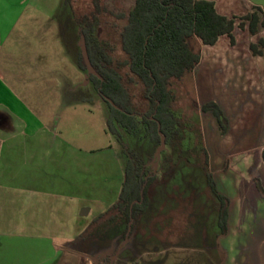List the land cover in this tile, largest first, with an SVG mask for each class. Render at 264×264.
<instances>
[{
	"label": "rangeland",
	"instance_id": "1",
	"mask_svg": "<svg viewBox=\"0 0 264 264\" xmlns=\"http://www.w3.org/2000/svg\"><path fill=\"white\" fill-rule=\"evenodd\" d=\"M134 1L72 0L70 5L64 0H32L28 9L33 8L32 15L0 47V67L6 69V81L33 110L45 114L55 131L84 148L111 145L122 166L127 161V150L134 149L146 170L156 174L146 211L129 230V222L119 213L109 221L115 211L97 221L98 209L93 207L89 215L82 217L85 224L78 237L69 241L34 234H4L0 236V264H253L258 261L249 246L254 240L246 238L247 231L243 230L239 237L244 245L237 244L229 251L224 244L219 226V200L207 183L204 149L208 150L212 172L220 166L234 171L260 165L257 152L252 151L262 144L242 142L243 131L239 127L231 126L222 134L214 117L201 110L203 96L197 94L196 68L183 80L173 82L174 108L183 122L182 138L173 139L158 155L161 143L158 146L148 138L125 132L120 141L106 130L109 107L90 81V72L79 66L82 35L74 15L82 18L96 13V42L109 43L115 49L110 53L123 59L121 30ZM190 44L196 51L203 47L198 37H192ZM131 90L138 100L139 89L131 87ZM231 227L236 229V222H231ZM231 241L237 243L238 239Z\"/></svg>",
	"mask_w": 264,
	"mask_h": 264
},
{
	"label": "crops",
	"instance_id": "2",
	"mask_svg": "<svg viewBox=\"0 0 264 264\" xmlns=\"http://www.w3.org/2000/svg\"><path fill=\"white\" fill-rule=\"evenodd\" d=\"M31 1L0 0V47L32 15ZM212 1L223 15L241 16L256 10L260 16L254 34L249 24L237 26L234 43L222 35L214 45L203 44L195 77L202 104L216 101L228 119V130L239 127L242 142L262 144L252 151L257 152L260 165L234 171L220 166L213 175L217 189L229 200L228 230L221 234L227 250L243 244L239 237L247 231L246 238L254 240L249 246L258 258L251 262L264 264V53L251 49L252 43L264 39V0ZM5 70L0 67V236L23 233L75 239L85 224L82 217L93 207L98 209V218L117 201L124 166L111 145L84 148L55 131L45 114L33 110L6 81ZM207 113L219 127L212 111ZM85 207L87 215L82 214ZM231 222H236V229L231 230Z\"/></svg>",
	"mask_w": 264,
	"mask_h": 264
},
{
	"label": "trees",
	"instance_id": "3",
	"mask_svg": "<svg viewBox=\"0 0 264 264\" xmlns=\"http://www.w3.org/2000/svg\"><path fill=\"white\" fill-rule=\"evenodd\" d=\"M64 2L71 5L72 0ZM74 17L85 37L92 65L100 75L90 73L89 79L109 107L107 132L120 141L125 132L148 138L158 146L161 135L166 137V145L182 135L183 122L174 108L176 94L172 86L174 81L193 73L201 61L202 55L192 48L190 39L198 37L204 45H214L222 35H228L234 43L237 26L244 28L249 24V31L254 34L260 22L256 10L241 16L220 14L212 0H135L121 30L125 58L118 59L110 53L115 49L109 43L95 40L96 13ZM261 24L264 26V17ZM251 49L255 54L264 53V39L252 43ZM79 66L88 70L82 52ZM131 87L139 89L138 100ZM201 110L212 111L222 134L228 131V119L216 101L203 103ZM204 150L207 183L219 200V226L223 235L228 230L229 200L218 191L208 150ZM145 167L139 154L129 148L118 199L97 221L115 211L109 221L119 213L127 224L131 217L132 226L136 224L148 207L149 190L156 180V174L149 173Z\"/></svg>",
	"mask_w": 264,
	"mask_h": 264
},
{
	"label": "water",
	"instance_id": "4",
	"mask_svg": "<svg viewBox=\"0 0 264 264\" xmlns=\"http://www.w3.org/2000/svg\"><path fill=\"white\" fill-rule=\"evenodd\" d=\"M81 52H82V55L84 57V60L86 62V65H87V68H88V71L94 75H97L100 77L99 73L96 71V69L93 67L92 65V62L90 60V57H89V54H88V50H87V44H86V40H85V37L82 36V39H81ZM109 101L111 103H113L112 100L109 99ZM159 129L161 128V125L159 124ZM162 136V139H161V146L158 148L157 152H156V155H158L161 150H163V148L165 147L166 143V137L164 135H161ZM141 194H142V197H143V190L141 191ZM89 212V208L88 207H85L84 210L82 211V214L84 215H87ZM132 222H133V218L131 217L130 221H129V230L131 228V225H132Z\"/></svg>",
	"mask_w": 264,
	"mask_h": 264
},
{
	"label": "flooded vegetation",
	"instance_id": "5",
	"mask_svg": "<svg viewBox=\"0 0 264 264\" xmlns=\"http://www.w3.org/2000/svg\"><path fill=\"white\" fill-rule=\"evenodd\" d=\"M111 259H113V258H111Z\"/></svg>",
	"mask_w": 264,
	"mask_h": 264
}]
</instances>
